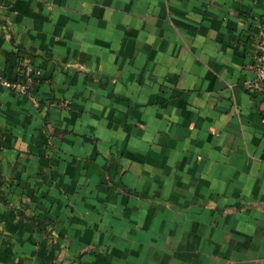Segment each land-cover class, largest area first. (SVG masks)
<instances>
[{
    "label": "crops",
    "instance_id": "crops-1",
    "mask_svg": "<svg viewBox=\"0 0 264 264\" xmlns=\"http://www.w3.org/2000/svg\"><path fill=\"white\" fill-rule=\"evenodd\" d=\"M264 0H0V264H264Z\"/></svg>",
    "mask_w": 264,
    "mask_h": 264
},
{
    "label": "built area",
    "instance_id": "built-area-1",
    "mask_svg": "<svg viewBox=\"0 0 264 264\" xmlns=\"http://www.w3.org/2000/svg\"><path fill=\"white\" fill-rule=\"evenodd\" d=\"M254 69L258 80H264V25L261 29L259 52L254 63ZM38 70L30 64H23L16 80H10L0 71V87L9 89L17 94L27 96L32 100L34 106L38 105L37 100L32 96L30 86L32 79L38 75Z\"/></svg>",
    "mask_w": 264,
    "mask_h": 264
},
{
    "label": "trees",
    "instance_id": "trees-1",
    "mask_svg": "<svg viewBox=\"0 0 264 264\" xmlns=\"http://www.w3.org/2000/svg\"><path fill=\"white\" fill-rule=\"evenodd\" d=\"M34 80H35V78L32 79V84H31V86H30V89H31V90H32V85H33V83H34Z\"/></svg>",
    "mask_w": 264,
    "mask_h": 264
}]
</instances>
